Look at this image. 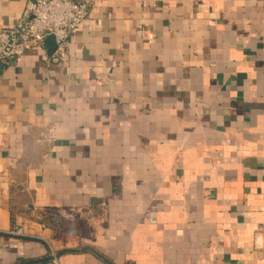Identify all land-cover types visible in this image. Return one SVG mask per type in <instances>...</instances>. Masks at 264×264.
Returning a JSON list of instances; mask_svg holds the SVG:
<instances>
[{
  "label": "crops",
  "instance_id": "0c3cea01",
  "mask_svg": "<svg viewBox=\"0 0 264 264\" xmlns=\"http://www.w3.org/2000/svg\"><path fill=\"white\" fill-rule=\"evenodd\" d=\"M53 49L0 63V264H264V0H96Z\"/></svg>",
  "mask_w": 264,
  "mask_h": 264
},
{
  "label": "built area",
  "instance_id": "2783aa9c",
  "mask_svg": "<svg viewBox=\"0 0 264 264\" xmlns=\"http://www.w3.org/2000/svg\"><path fill=\"white\" fill-rule=\"evenodd\" d=\"M95 3L96 0H29L18 22L0 29V63L19 61L29 49L44 48L50 36L54 37V52L48 61H63L69 53L71 37L90 17ZM10 234L24 236V231L17 228Z\"/></svg>",
  "mask_w": 264,
  "mask_h": 264
},
{
  "label": "water",
  "instance_id": "95a60500",
  "mask_svg": "<svg viewBox=\"0 0 264 264\" xmlns=\"http://www.w3.org/2000/svg\"><path fill=\"white\" fill-rule=\"evenodd\" d=\"M48 40H54V37H53V36H50V37L47 38V41H48ZM53 52H54V49H53ZM53 52H52V53H53Z\"/></svg>",
  "mask_w": 264,
  "mask_h": 264
}]
</instances>
